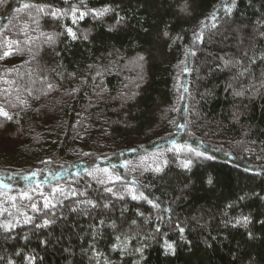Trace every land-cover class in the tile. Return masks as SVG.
I'll return each mask as SVG.
<instances>
[{"label": "trees", "instance_id": "1", "mask_svg": "<svg viewBox=\"0 0 264 264\" xmlns=\"http://www.w3.org/2000/svg\"><path fill=\"white\" fill-rule=\"evenodd\" d=\"M0 110V264H264V0H3Z\"/></svg>", "mask_w": 264, "mask_h": 264}, {"label": "snow or ice", "instance_id": "2", "mask_svg": "<svg viewBox=\"0 0 264 264\" xmlns=\"http://www.w3.org/2000/svg\"><path fill=\"white\" fill-rule=\"evenodd\" d=\"M0 3H3V0H0ZM24 7H27V5H24ZM226 8H227V6H226ZM107 11H109V9L108 8H105L104 10H103V12H107ZM73 12H74V14H75V9L73 10ZM103 12H100V13H94V14H96V15H103ZM85 15V13H83V12H81L80 13V17L82 18L83 16ZM75 22V21H74ZM68 32H69V35H72L73 36V38H75V36H74V33H72V30L71 29H68ZM11 53H9V52H5L4 53V56H8V55H10ZM0 114H2V115H4L5 117H7V113L6 112H3L2 110H0ZM8 119H11V117H7ZM197 155H199V153H197ZM187 166V165H186ZM156 171H160V169L159 168H157L156 169ZM138 198H143V194H141V196L140 197H136V196H133V199H138ZM150 203H151V201H149ZM46 207H47V204L45 205ZM93 206H95V205H93ZM33 207H35V205H33ZM105 207H107V205H105ZM45 223H47V221L45 222ZM237 223L239 224V223H241V221H237ZM244 223L246 224L247 223V217H245L244 218ZM157 231H159V229H157ZM183 231V229H181V232ZM115 247V246H114ZM166 250H172V245L171 244H166ZM137 251L139 252V251H141L140 249H137Z\"/></svg>", "mask_w": 264, "mask_h": 264}]
</instances>
